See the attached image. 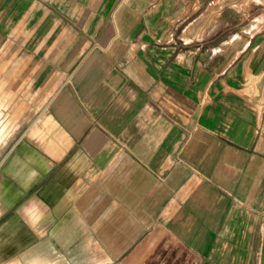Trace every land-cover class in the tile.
<instances>
[{
    "label": "crops",
    "instance_id": "1",
    "mask_svg": "<svg viewBox=\"0 0 264 264\" xmlns=\"http://www.w3.org/2000/svg\"><path fill=\"white\" fill-rule=\"evenodd\" d=\"M219 1L34 3L38 100L3 126L39 114L19 149L48 179L13 212L1 174L0 264H264V3Z\"/></svg>",
    "mask_w": 264,
    "mask_h": 264
},
{
    "label": "rangeland",
    "instance_id": "2",
    "mask_svg": "<svg viewBox=\"0 0 264 264\" xmlns=\"http://www.w3.org/2000/svg\"><path fill=\"white\" fill-rule=\"evenodd\" d=\"M238 1L245 2V4H241L242 6L237 8H245L250 2H256L254 0H220L219 5H228V7H234V5L239 6L237 5ZM36 2L37 0H0V78L2 77L5 80L6 88L10 92L7 107L15 105L17 101H23L25 107H28L34 99L38 100V96L31 95L33 90L37 91V93L40 91L35 86V81L31 78L32 74L30 69L32 65L29 62L31 60H28V58L22 59V56H32V43H39L40 41L46 40L49 35L47 32H33L30 30V25H28L30 18L28 14L32 12L34 3ZM257 2L264 3L260 0H257ZM40 3L44 4L46 1H40ZM212 10L214 12L217 9ZM21 25H23L24 30H20L22 28ZM17 27L20 29L16 30ZM63 34L59 33L60 38L64 39ZM75 34H79L80 38L83 39L86 35H90V32L81 31L75 32ZM22 92L24 95L21 94ZM38 116V113H32L31 122H26L17 132V135L6 152L7 160H5L6 157L0 159V176L5 172V168L9 164V159L12 158L16 148L23 144L24 134ZM30 163V157H28V160H22L19 169L15 172L16 176L14 174L11 175L17 184H20L17 182V178L25 173ZM91 204L92 209L98 210L103 207L102 209L106 211L108 204L111 205L110 192H99L98 198H93ZM116 213L122 216L127 213V209H121L119 212L117 209ZM104 260V264H116V260Z\"/></svg>",
    "mask_w": 264,
    "mask_h": 264
},
{
    "label": "bare ground",
    "instance_id": "3",
    "mask_svg": "<svg viewBox=\"0 0 264 264\" xmlns=\"http://www.w3.org/2000/svg\"><path fill=\"white\" fill-rule=\"evenodd\" d=\"M264 1V0H260ZM260 20L257 19L254 21L251 25V27H260ZM250 27V28H251ZM253 30V29H252ZM6 96L0 95V159L6 157V152L10 145L12 144L15 136L17 135L18 131H12L11 128H8L6 126H3L4 120L6 118L4 111H5V105L6 104ZM24 135V139H25ZM22 146V145H21ZM21 146L17 147L12 158L9 159V164L5 168V172L8 174L9 178H12L11 175H15L17 172L16 170L19 169L20 163H21ZM7 160V157L6 159ZM31 164L29 168L25 171V174H22L17 178V182L20 184L14 185L16 183L11 184V187L14 188V191L12 190V194L8 197V199H5L7 206L9 209L8 211L12 210H19L22 207L26 206L28 203H31L37 195H43L45 191V187L47 185V179L48 176L45 175H27V172L31 171ZM30 173V172H29ZM1 178V177H0ZM13 179V178H12ZM3 185V184H2ZM37 194V195H36Z\"/></svg>",
    "mask_w": 264,
    "mask_h": 264
},
{
    "label": "built area",
    "instance_id": "4",
    "mask_svg": "<svg viewBox=\"0 0 264 264\" xmlns=\"http://www.w3.org/2000/svg\"><path fill=\"white\" fill-rule=\"evenodd\" d=\"M211 3H214V1H212Z\"/></svg>",
    "mask_w": 264,
    "mask_h": 264
}]
</instances>
